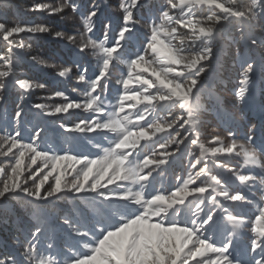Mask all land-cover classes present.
<instances>
[{
    "label": "snow or ice",
    "instance_id": "6c2138e0",
    "mask_svg": "<svg viewBox=\"0 0 264 264\" xmlns=\"http://www.w3.org/2000/svg\"><path fill=\"white\" fill-rule=\"evenodd\" d=\"M139 2L140 0H124V3L120 4L123 12L122 23L112 44L107 43L108 32L111 31L110 24L104 26L105 40L97 43L88 35L94 32V18L100 11V5L96 3L86 15H81L83 29H77L76 33L72 34L66 31L53 33L52 29L43 24L6 27L0 23V37L8 46L7 51L0 55V94L7 89L9 79L14 80L15 86L22 90L23 94L33 88L46 87L44 83L34 84L16 77L17 67L24 58L22 53L32 47L29 44L26 48L22 42L25 37L21 34H28L30 39L54 35L55 38L67 40L72 44H77L78 34L79 52L86 53L88 49H92L98 54V74L91 79H87L83 73L79 76V80L86 85L82 103L70 101L57 104L49 110H45L46 105L42 103H34L31 107L49 117L70 115V110H82L90 115L71 125L61 123L60 127L69 133L105 134L103 138L109 140L107 147L93 145L103 152V155L96 159L70 152L49 154L40 147L42 130H37L30 141L23 139L19 127L23 108L18 105L13 128L8 130L7 125H4L6 134L0 135V155L7 156L11 153L15 159L10 172L0 168V175L7 176L0 185V198L7 199L22 193L32 202L46 201L51 197L59 199L60 194L71 193L82 202L95 200L96 197L110 202L107 207L111 215L106 213L104 217L96 219L91 230H75L78 237L84 238L83 248L86 251L73 252V256L66 259L64 264H245L242 260L233 259L230 251L233 238L245 230L251 233V253L255 254L257 249L260 253L259 258L252 256V264H264V187L259 190V196L255 200L241 193H231L220 179L207 171L205 156V153L213 157L217 153H235L237 156L242 154L246 162L261 167L264 173V163H261L257 156L258 152L264 156V146L261 149L256 148L253 143L254 130L249 129L243 140L229 131L227 136L230 143L227 145H224L221 136H213L211 143L221 146L208 148L200 142L197 126L198 85L202 73L211 61L212 40L218 26L230 21V18H237L254 29L252 18L256 16L257 0H253L246 11L234 7L235 0H179V4L175 0H169V8L162 10L160 22L153 21L148 25L149 31L140 47L126 62L127 78L118 81L123 91L116 93L117 100L113 104L106 97L107 77L110 76V67L120 59L122 50L132 38L135 26L139 23L134 16V9L138 7ZM205 6L218 9L219 12L208 15L206 19H194L192 9ZM177 7L180 9V18L176 22L180 27L189 29V33L185 34L187 44L181 38L179 46L172 42L177 38V29L171 26L174 21L170 15V10ZM66 9H70L72 14L80 13L75 0H62L59 5L37 3L31 10L46 12L48 15H61ZM261 14H264V8ZM250 43L255 46L258 41L251 39ZM32 60L48 68L57 67L35 56ZM253 67L252 62H246L241 73V87L237 93L241 101L245 100V94L248 92ZM69 71V68L64 67L58 71V76L65 77ZM144 73H147V78L143 76ZM130 84L139 87L132 89ZM55 95L68 99L62 92H56ZM140 105L145 107L141 108ZM158 109L179 111H169L171 120L163 122L153 118ZM167 129H183L184 132L177 131L175 136L169 133L167 142L153 140L158 132H165ZM109 133L112 134L111 137L106 135ZM185 140L200 149L201 157L205 160L203 167H198L201 158H197L196 162L191 163V169L196 171H189L187 178L178 177L174 190L149 191L150 177L155 170L149 165L155 164L156 168H160L170 163V157L173 155L170 146L175 145L176 150H179ZM141 141H152L153 147L158 143L159 148L164 150L161 152L163 158H141L138 149L146 146L141 144ZM13 149H16V152H13ZM37 160L42 161L44 168H50V171L45 173L44 168L32 171ZM53 173L57 174L53 177L54 183H51L49 177H52ZM202 174L210 176V179L198 183L197 180ZM69 176L71 179H68ZM238 179L241 182H254L257 177L253 174H239ZM260 183L264 185V178ZM253 196H256L255 192ZM111 202H116L114 211ZM226 202L255 204L257 212L254 219L251 216L232 214L230 204ZM205 203L213 207L205 211L202 207ZM186 209L191 211V217L181 219ZM217 209L224 214L229 229L224 240L219 243L213 236L218 219ZM111 216L116 219L112 220ZM172 217L176 219L173 220ZM64 223L72 227L68 219H65ZM40 232L41 229L36 228L30 237L25 238L24 258L28 264H59L52 257L45 258L39 253L37 246ZM0 264L22 262L14 256L5 255L0 259Z\"/></svg>",
    "mask_w": 264,
    "mask_h": 264
},
{
    "label": "trees",
    "instance_id": "16d2710c",
    "mask_svg": "<svg viewBox=\"0 0 264 264\" xmlns=\"http://www.w3.org/2000/svg\"><path fill=\"white\" fill-rule=\"evenodd\" d=\"M88 1L89 5H83L84 1L82 0H75V3L78 5L80 11H84L86 8H90L91 4L97 2L98 0H86ZM85 1V2H86ZM156 6L162 10H168L169 8V0H154ZM142 2V1H140ZM139 2V3H140ZM177 4H179V0H175ZM253 0H235L234 7L238 8L240 11H246L247 8L252 4ZM37 3H48L51 5H59L62 3V0H0V23H3L6 27H15L17 25H36V24H43L48 26L50 29L55 31H66L69 34L76 33L77 23L79 22L78 14H72L70 9H66L65 12L61 15H58L59 23L65 22L64 27H56L53 25L52 22L47 20H42L39 17V11H32V7L34 4ZM124 3V0H103L100 6V13L98 15L101 20L105 21L109 19V23L112 21L110 16V11H113L114 14L121 15L123 12L120 9V4ZM257 8H256V16L252 18V23L255 25L254 29L249 27L247 23L242 22L237 18H230V21L224 22L218 26V30L213 37L212 46H213V54L209 66L206 67L203 76L201 75V81L208 76V73L214 70L212 76H219L220 81H218L216 86H227L230 88L232 83H234V95L235 100L238 102L239 105L244 103V106L247 107V111L250 116H257L259 117L264 116L260 110L261 105H264V99H262V104L257 98H253L254 94L256 96H261L264 98L262 93H264V14H261L262 8H264V0H257ZM173 9V8H172ZM170 10V15L173 17L172 27L177 29L176 36L177 38L174 39L172 42L179 46L180 39L183 38L185 44H187V36L185 34L189 33V29L187 27H180V24L176 22L180 18V9L177 7L176 9ZM194 14V19H206L208 15L213 14L214 12L218 13V9L209 8L207 6L200 8L197 7L192 9ZM47 15L46 12H44ZM106 15L105 18L102 15ZM67 16L69 21H67ZM58 24V23H57ZM137 29L135 28L134 31ZM110 32H114L111 29ZM25 38L22 41L26 48L27 45L31 44L32 47L27 50V52L22 53L23 60L19 63L17 67L16 77L21 79H26L29 82L34 84H39L41 80V75L44 73L43 71L46 69H51L45 67L43 64H38L32 60V57L35 56L37 59L44 60L48 64L57 63L63 64L65 61L64 58L69 53L70 46H74L76 52L78 53V43H79V35L77 34V44H72L67 40L57 39L54 35H44L42 38L38 39H30L28 34H21ZM251 39H256L258 41L257 45H252L250 43ZM56 43V44H55ZM7 44L3 41V38L0 37V55L4 54L7 51ZM14 51H19L14 49ZM83 56V54H80ZM219 55V61L215 59V56ZM219 62V63H218ZM246 62H252L254 67L251 72V82L249 85L248 92L245 94V100L241 101L237 93L241 87L240 80H241V73L243 68L246 66ZM218 63L217 66L214 64ZM2 64V62H0ZM233 77V79L230 78ZM13 79L8 80L7 91H12V88L18 89L15 84L12 82ZM200 81V82H201ZM49 83V82H48ZM205 88L211 86L210 83H204ZM65 85V84H64ZM67 87V84H66ZM60 88V87H59ZM39 89L40 88H35ZM19 90V89H18ZM17 91V90H16ZM64 92V90H63ZM217 92V91H215ZM203 93V92H202ZM202 93L197 94L199 97ZM253 96L251 97V95ZM224 96V95H223ZM61 99H64L63 96H57ZM253 98V99H252ZM202 99L206 101H212L213 97L207 93L205 94ZM200 105H204L200 102ZM200 109V108H199ZM132 110V109H131ZM165 110V109H160ZM203 110V109H201ZM234 111L236 108L233 109ZM254 110H257V115L254 114ZM178 109H172V112H178ZM220 111V110H219ZM233 111V112H234ZM156 112V111H155ZM202 116V119L205 121H210L206 115H202V113H198ZM167 116L166 118H169ZM261 121H264L261 119ZM235 123V122H234ZM258 124V123H257ZM262 128H264V123L261 124L259 128L255 125V128L251 126V129L255 130V134L257 137H260ZM246 129V128H245ZM179 130L182 129H174ZM247 132V129L245 130ZM216 134V131L213 132ZM243 134V132H240ZM211 139L212 136L207 137L204 142L208 145V148H211ZM264 141V138H262ZM109 142L105 140L102 146L107 147ZM228 143H226L227 145ZM221 146V145H220ZM219 146V147H220ZM173 153L177 152L175 145L170 146ZM193 150L197 151L199 154V150L194 148ZM103 155V152L100 151V155ZM209 158L212 160L211 167H209L210 175H215L218 179H220L221 183L224 184L227 189L235 194L241 193L240 188L250 189V182H241L238 179V175L242 174L240 169L237 166V163L234 158L237 157L236 154H227L221 153V155H216L215 157L211 156ZM9 156V155H7ZM7 156L0 155V168H4L6 171L11 170V166L9 161L7 160ZM219 156L221 158L220 161L217 162L216 158ZM243 157V155L241 154ZM264 156L260 157L263 159ZM199 158V157H197ZM197 158L194 160L196 162ZM244 158V157H243ZM183 164H188V158H184ZM215 161V162H213ZM249 167L241 168L250 171L252 166L256 169V165L254 164H245ZM39 168H44V164L42 161L37 160V163L33 165L32 171H36ZM252 169V171H256ZM27 175V171L25 173ZM42 174V173H41ZM40 174V175H41ZM7 179L6 175H0V185L2 182ZM206 179V178H205ZM31 185V181H29V185ZM240 187V188H239ZM22 194V193H21ZM242 194V193H241ZM245 194V193H244ZM256 196H259V191L256 192ZM249 199L255 200L252 196L251 192L247 196ZM222 199V198H221ZM53 200L51 202H55ZM41 201L38 202H29V198L20 199L19 196H9L7 199L0 198V246L1 243L4 242L7 238H13V235L18 233L19 228L21 227L20 224L26 222L25 220H30L31 222L40 219V211H46V208H50V205L42 206ZM17 203H19L17 205ZM230 204V212L234 215L244 214V216H251L254 219V214L257 212L255 204H247L241 202H226ZM36 214V215H35ZM35 215V216H34ZM15 218L21 222L20 224L15 221ZM28 218V219H27ZM16 225V227L13 225ZM247 231V230H245ZM241 233V232H240ZM214 236V235H213ZM223 233H220L219 236H214V239L219 243L224 240ZM251 238V233L248 231L247 238H243L244 242L242 245L245 248V252L248 251L250 244L247 242V239ZM231 251V250H230ZM9 254L7 247H0V256H5ZM250 261L247 260L245 264L249 263Z\"/></svg>",
    "mask_w": 264,
    "mask_h": 264
},
{
    "label": "rangeland",
    "instance_id": "374dc122",
    "mask_svg": "<svg viewBox=\"0 0 264 264\" xmlns=\"http://www.w3.org/2000/svg\"><path fill=\"white\" fill-rule=\"evenodd\" d=\"M96 4H97V2H96ZM82 14L86 15V12L83 11ZM102 17L105 18L106 15L103 14ZM67 21H69L68 16H67ZM56 22L58 23V25L56 27L62 28L65 25V22L59 23V20H57ZM159 22H160V19L157 17L156 18V23H159ZM123 52H126V50H124ZM216 78H217V76H213L210 80H214ZM230 78L233 79L232 76H230ZM201 86H202V84L200 83L198 85L199 91L201 89ZM210 88L212 90L218 91L220 93L219 97L221 95H226V94L228 96H230V97H228L229 99H226V100L222 101L221 108H222V110L230 113V116H232V118H233V120H234V122L236 123L237 126H234L230 122L229 118H231V117H228L227 118L228 120H225L224 118L221 117V119L219 120V119L216 118V116L213 115L212 118L209 117V116L207 117L210 121H201L202 116L197 114V119L199 121L197 126H198L199 132H201V134H199V140L200 141H204L206 137H209V136L213 137L214 135H219L222 138H224L223 135L228 133L229 131L234 132L236 134L237 138L243 140V139L246 138V136H247V134L249 132V131L246 132L245 128H251V126H253V124H256V123H260L261 124V120H260L259 117L250 116L248 114L247 110H245L242 107V106H244V104L243 105H239L236 102V100L233 98L234 97V83H232L230 88H228L227 86H224V85H222V86H211ZM262 95H264V93H262ZM41 98L42 97L34 98L33 101H32V104L37 103V100H39ZM256 98L262 104V101H263L262 99H264V98H261V96H259V97L257 96ZM9 99H11V98H9L8 96H4V98L2 100H0V109L3 108L5 110L6 108H8V109H10L13 112L14 110H16L15 109L16 104L15 103H11L10 105H7V101ZM199 101L205 105V110L199 109L198 113H202V115H207L208 113H210L209 111H210L211 107H210L209 104H212V101H206L205 99H200ZM219 108L220 107H215L216 110H219ZM234 108H236L235 111L233 110ZM260 108H261L260 112L264 115V105H261ZM257 113H258V111L254 110V114L257 115ZM170 120H168V121H170ZM224 124H227V125H224ZM215 128H217V129H215ZM215 131H219L220 133H217V134L213 133ZM240 131H243V134L240 133ZM33 135H34V133H26V134H23L22 137H32ZM262 138H264V130H262V132L260 134V137L255 136V139L253 141L255 146L256 147L259 146L260 149L262 148V146H264V141L262 140ZM187 142L190 143V141H188V140H187ZM204 145L206 147H208V145L205 142H204ZM187 153L184 155V157L188 156ZM8 155H12V154L9 153ZM234 159H235V161L237 163L238 168L241 169L243 167H246V168L248 167V166H245L244 163H242L243 157L241 155L237 156ZM220 162H222V161H219V163ZM244 172L246 173L247 171L244 170ZM258 189H261V188H258ZM253 191H256V189H253L252 192ZM18 196L20 197V199L27 198V197H24L23 194H19ZM18 204L19 203H17V205ZM212 207L213 206H211L209 208H212ZM238 215L239 216H244V214H239V213H238ZM27 225H32V227H35V224H33L32 222H28ZM22 241L25 242V238H23Z\"/></svg>",
    "mask_w": 264,
    "mask_h": 264
},
{
    "label": "clouds",
    "instance_id": "9594fccd",
    "mask_svg": "<svg viewBox=\"0 0 264 264\" xmlns=\"http://www.w3.org/2000/svg\"><path fill=\"white\" fill-rule=\"evenodd\" d=\"M114 210V209H113ZM95 213H96V211L94 212V216H95ZM87 218H89V217H87ZM76 237L77 236H74V239H76ZM78 239H80V237L78 238ZM79 242H81V244L83 243V241H79ZM80 244V245H81ZM41 253V252H40ZM63 255L62 254H58V256H57V260L60 258V257H62ZM56 260V259H55Z\"/></svg>",
    "mask_w": 264,
    "mask_h": 264
},
{
    "label": "bare ground",
    "instance_id": "6f19581e",
    "mask_svg": "<svg viewBox=\"0 0 264 264\" xmlns=\"http://www.w3.org/2000/svg\"><path fill=\"white\" fill-rule=\"evenodd\" d=\"M85 69H88V66H86ZM85 69H84V70H85ZM84 70H83V71H84ZM261 144H262V143H261ZM252 169H255L254 166H252ZM95 216L99 219V216H97V215H95ZM223 235H224V237H225V236L227 235V233H226V232H223ZM79 250H80V247H79V249L77 250V252H79Z\"/></svg>",
    "mask_w": 264,
    "mask_h": 264
}]
</instances>
